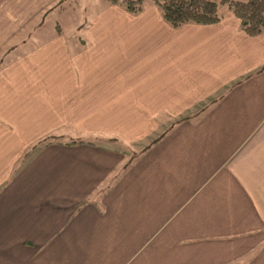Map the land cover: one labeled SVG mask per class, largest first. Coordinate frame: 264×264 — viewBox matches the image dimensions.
<instances>
[{
    "label": "crops",
    "instance_id": "obj_1",
    "mask_svg": "<svg viewBox=\"0 0 264 264\" xmlns=\"http://www.w3.org/2000/svg\"><path fill=\"white\" fill-rule=\"evenodd\" d=\"M54 1L0 0V48L17 45L0 68V264H264V32L227 4L208 24L103 0L76 26L69 7L33 24ZM168 123L117 174L127 154L98 136Z\"/></svg>",
    "mask_w": 264,
    "mask_h": 264
},
{
    "label": "trees",
    "instance_id": "obj_2",
    "mask_svg": "<svg viewBox=\"0 0 264 264\" xmlns=\"http://www.w3.org/2000/svg\"><path fill=\"white\" fill-rule=\"evenodd\" d=\"M74 1L69 0H56L50 6H48L41 14L34 18L33 24L41 19L45 18L55 9H63L69 7L74 9ZM108 4H116L123 7L125 10L132 14L141 12L148 4H154L158 7L164 20L173 27L185 24V23H198L208 24L217 22L219 20L218 8L221 4H227L228 7L235 13L240 19L242 28L250 35H256L264 32V0H103ZM27 25L24 29L16 34L17 39H23L25 35H28V30L33 27ZM17 45L14 41L7 42L0 48V68L9 60L14 54ZM200 103L196 105L194 109L188 110L180 116H177L175 122H181L187 119L197 117L204 111L208 102ZM165 115V114H162ZM162 117V116H161ZM169 117V116H166ZM175 119V118H174ZM174 122V123H175ZM171 125V124H170ZM166 126L153 136L149 137L147 142L141 143V149L131 150L133 154L130 155V151L127 143L118 141L117 137L101 135L98 136V140L107 141L113 143L116 147H121L127 154L126 160H124L121 168H118L117 174L127 169L134 161L142 155L150 146L156 143L161 137L164 136L165 132L168 131L172 126ZM160 126V124H159ZM165 130V131H163ZM47 142L53 140H59L58 134H52L45 138ZM95 143V142H92Z\"/></svg>",
    "mask_w": 264,
    "mask_h": 264
},
{
    "label": "rangeland",
    "instance_id": "obj_3",
    "mask_svg": "<svg viewBox=\"0 0 264 264\" xmlns=\"http://www.w3.org/2000/svg\"><path fill=\"white\" fill-rule=\"evenodd\" d=\"M75 2V13L76 15H72L74 18H75V23L74 25H78L79 22H87L91 15L95 12V10L98 9V7L100 6L101 7V4L100 5H97L98 3V0H76L74 1ZM77 2V3H76ZM79 3H81V5H78ZM77 4V5H76ZM52 18H56V16H52ZM54 21H52L53 23ZM72 24V23H71ZM70 24V25H71ZM180 26V25H179ZM59 29L63 30V31H67L66 28H65V25L63 22H60L59 23ZM76 28H70L69 32H73L75 31ZM162 114H159L158 115V120L159 121H164L165 119L167 120L168 118L166 116H162ZM170 123L166 124L167 126L169 125ZM158 128V127H157ZM162 130V129H161ZM156 132V131H155ZM158 132V131H157ZM148 138L146 139H142V140H139V141H133V142H127V141H124L125 143L129 144V145H125L128 147L129 151H130V155L133 154L131 150H136L139 151L141 149V143L142 142H147Z\"/></svg>",
    "mask_w": 264,
    "mask_h": 264
}]
</instances>
